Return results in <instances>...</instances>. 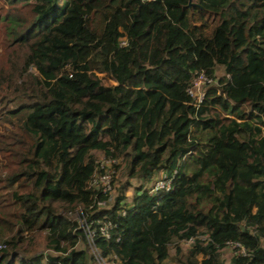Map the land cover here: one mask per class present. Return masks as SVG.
Listing matches in <instances>:
<instances>
[{"label": "trees", "instance_id": "1", "mask_svg": "<svg viewBox=\"0 0 264 264\" xmlns=\"http://www.w3.org/2000/svg\"><path fill=\"white\" fill-rule=\"evenodd\" d=\"M196 2L0 0L17 46L0 69L17 119L0 149V264H88L79 220L119 264H161L170 249L178 264H222L230 242L245 251L230 264H264V0ZM200 73L217 85L197 103L188 89ZM95 151L143 185L163 172L173 187L140 185L126 204L123 186L99 207Z\"/></svg>", "mask_w": 264, "mask_h": 264}, {"label": "rangeland", "instance_id": "2", "mask_svg": "<svg viewBox=\"0 0 264 264\" xmlns=\"http://www.w3.org/2000/svg\"><path fill=\"white\" fill-rule=\"evenodd\" d=\"M193 2L197 3L196 0H193ZM2 5L3 4L0 3V6ZM9 26L10 25L7 22H4V21L0 22V69H3L4 66H6L8 57L12 55L13 50L15 49V47H17L16 45H13L11 42L12 36L10 33ZM154 51H155V38L154 40L150 41L146 46H144L141 52L142 59L147 65L149 64L150 59L152 55L154 54ZM223 75H224L223 69L218 67L215 72V77L218 79V78H221ZM98 77L102 80L103 84L105 85L114 84V81L105 73H98ZM195 81L199 82L200 91L204 93L208 87L216 85L215 82H213L212 84L200 82L198 78ZM10 94H11L10 88L3 87L0 89V149L3 148V144L6 145V143H8L7 139L9 135L17 131V119L15 117L7 116V109L13 107L15 104L12 100V95ZM191 95L193 99L195 100V102H197L198 95H199L198 90L191 89ZM94 155L96 156L97 161L103 160L104 154L102 152L95 151ZM8 162H9V158L7 154L0 151V193L2 192V187L4 185L3 181L6 179V173H7L6 165H8ZM161 176H162V173L158 172V174L154 177L153 181H155L156 179L157 180L160 179ZM112 181H113V184L111 186L112 189L109 191L111 193L110 194L111 200L109 204L104 205V207H107V208L113 204L114 197L115 195H117L121 187L125 186V195H126L125 202H127L126 204H128L130 203L132 196L134 195V192L136 191V189L140 185L141 187L144 186L143 182L140 179L136 177L131 178L127 176L125 172L124 163H122L120 167L117 169V173L114 174V176L112 177ZM3 194H5L4 191H3ZM63 213L65 216L69 217L70 219L78 221V218L75 216L74 212L66 210V211H63ZM79 225L84 231H86L87 235H89L88 228L84 227L85 224H82L79 222ZM89 244L90 245H86L85 243L80 241L76 245L75 248L77 250H85L87 252L86 254L88 255V264H105L98 260L99 259L97 256L98 252L96 248L94 247V245L90 242ZM179 245L183 252H187L191 248L192 243L189 241H181ZM36 248L39 250V252H42L43 254H46V253L53 254L52 251L42 246V243H40ZM233 252L234 250L231 246H227L222 249L221 254H220V260L222 264H230L231 258L234 254ZM19 253L22 255L21 252ZM89 256H93V258L89 259ZM174 256H175V250L170 249L169 257L166 260H164L161 264H178L174 260ZM199 259H200V256H199ZM106 262H107L106 264H118L116 261L106 260Z\"/></svg>", "mask_w": 264, "mask_h": 264}, {"label": "built area", "instance_id": "3", "mask_svg": "<svg viewBox=\"0 0 264 264\" xmlns=\"http://www.w3.org/2000/svg\"><path fill=\"white\" fill-rule=\"evenodd\" d=\"M197 78L199 79L200 82H204L207 84H212L213 82H215V84L217 85V83H216V79L208 77L204 73H200L194 78L192 86L188 89V92L191 95V89L192 90L197 89L199 92L197 103H199L203 99L205 93L200 91L199 82L195 81ZM97 162H98V167H97L98 169L93 173L92 178L89 182V185L91 187H95L96 189H100V191L102 193L108 195L107 201H99L98 202L99 207H104V205L109 204V202L111 200V198H110L111 193L109 191L112 189V187H111L113 184L112 177L114 176V174L117 173V169L115 168V166L118 165L119 161L117 159H114L112 157H106L104 155L103 160H98ZM142 187H143V190H146L148 194H151V195L158 194V193L160 194L162 191H170L172 189V187H173L172 178L167 177L165 174L162 173V176L160 177V179H158V180L156 179L155 181H153L149 185H144ZM113 203H114V201H113ZM111 206H109V207H111ZM104 208H107V207H104ZM122 213H123V211H122ZM79 221H80V223L85 224V222L83 220H79ZM102 222H103L102 220H97L98 224H100V223L102 224ZM103 225L104 226L100 227V230H101L102 235L107 238L109 236L108 235V229H109V227H111V224L109 222H105ZM84 227H87L89 230L88 231L89 235H87V233L85 231V233L87 235L88 242L93 244L92 238L94 236V231L87 224H85ZM188 241L192 243L193 239H189ZM227 246H231L233 248L234 254L235 253L245 254L243 247H241L238 243H231L230 242V243H228ZM97 256L99 258L98 260L102 263L106 264L107 263L106 260H109V261H116L119 264L116 256H112L110 259L103 258L102 256L99 255V253H97Z\"/></svg>", "mask_w": 264, "mask_h": 264}, {"label": "crops", "instance_id": "4", "mask_svg": "<svg viewBox=\"0 0 264 264\" xmlns=\"http://www.w3.org/2000/svg\"><path fill=\"white\" fill-rule=\"evenodd\" d=\"M160 173H163V172H160ZM158 174V172L155 174V176ZM154 176V177H155ZM154 177L150 180V181H148V182H146V183H144V185H149L150 183H152L153 182V179H154Z\"/></svg>", "mask_w": 264, "mask_h": 264}, {"label": "water", "instance_id": "5", "mask_svg": "<svg viewBox=\"0 0 264 264\" xmlns=\"http://www.w3.org/2000/svg\"><path fill=\"white\" fill-rule=\"evenodd\" d=\"M188 5H197V3H194L193 0H188Z\"/></svg>", "mask_w": 264, "mask_h": 264}]
</instances>
